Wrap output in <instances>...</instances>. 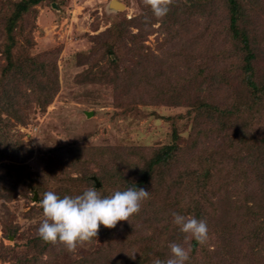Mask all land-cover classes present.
<instances>
[{
    "label": "rangeland",
    "instance_id": "obj_1",
    "mask_svg": "<svg viewBox=\"0 0 264 264\" xmlns=\"http://www.w3.org/2000/svg\"><path fill=\"white\" fill-rule=\"evenodd\" d=\"M111 1L43 0L17 23L24 38L9 74L0 55V264H135L168 258L169 243L191 246L185 264H264V115L220 125L192 107L195 97L225 106L231 96L205 82L222 66L210 52L227 43L223 5L170 0L157 18L146 0ZM248 20L264 67V13ZM11 91L24 98L20 117L3 104ZM173 132V158L153 165ZM123 185L149 191L128 220L99 226L73 251L37 234L45 191L93 186L103 197ZM172 212L205 219L208 240L194 248ZM225 249L233 260L220 259Z\"/></svg>",
    "mask_w": 264,
    "mask_h": 264
},
{
    "label": "trees",
    "instance_id": "obj_2",
    "mask_svg": "<svg viewBox=\"0 0 264 264\" xmlns=\"http://www.w3.org/2000/svg\"><path fill=\"white\" fill-rule=\"evenodd\" d=\"M42 1L43 0H0V55L2 58H5L7 62L6 66L2 67V73L6 71V73L9 74L11 69L14 68L15 64L12 61L13 49L15 46H19V37L22 36L24 38L23 32L21 33L16 29L17 23L32 14L36 5ZM195 1L207 2V6H212L214 1H220L225 9L223 31L227 43L225 46L221 45L220 50H215V53L210 52V57L216 56V62H221L222 66L219 67V71L212 70V74L208 76V80L205 78V82L208 81L209 83V91L214 90L216 85L230 88L231 96L228 98L229 102L226 103L225 106L216 104L217 102H210L211 99L207 97H195L192 99V107L196 112H200L199 116H204L202 118H209V120L220 125H225V119L235 118V120L239 121V118L241 119V117L246 115L251 117L248 119L250 123L253 122V120L254 123H256V119L264 115V67L259 63L260 51L259 48H257V36L255 32L251 30V21L248 19L256 18L260 11L264 13V7L261 9L260 0H258L256 4L252 3V0L245 1L244 4L243 0ZM211 14L213 13L210 12V15ZM26 37L27 42H30L32 37L29 33L27 34V32ZM21 68L22 67H20V69ZM29 74L28 72V76H32L31 78L34 77ZM24 79L26 80L27 77ZM51 94L49 96H51ZM241 96L245 97L244 99L247 100L246 103L241 101ZM3 97L5 99L3 104L12 108V113L14 112L13 116L20 117L18 115V112H21V103L19 100H23L24 98L20 95H15L14 100L12 91L7 93L6 96L4 94ZM11 98L12 102L10 101ZM177 139V133L173 132L172 140L174 143L167 144L157 150L153 156V165L169 162L173 158L178 148V145L175 143ZM125 169L126 166H121V171ZM106 175L107 174H104L102 178L106 177ZM261 176L264 177V173H261ZM23 179L24 177L20 174L12 175V182L14 184L20 183ZM96 181L99 182L97 178ZM143 182L144 180L142 183ZM99 185H101L100 182ZM129 185H123L120 189L124 190L126 187H129ZM39 190L40 189H38V192H41ZM198 244V242L193 240L192 245L194 248H197ZM195 251V249L192 250V257H195ZM224 251L225 252H219L220 259L224 260L222 257H225L226 260H224V262L233 260V258H231L233 254H230L227 249ZM214 256H216V254ZM160 259L166 260L167 258L161 256ZM152 260L153 259H150L148 256H145L142 261L140 260L142 263L138 261V263L135 264H149L148 261L152 262ZM205 260L207 262L199 261V264H218L213 257H208ZM221 262L222 261H220V263Z\"/></svg>",
    "mask_w": 264,
    "mask_h": 264
},
{
    "label": "clouds",
    "instance_id": "obj_3",
    "mask_svg": "<svg viewBox=\"0 0 264 264\" xmlns=\"http://www.w3.org/2000/svg\"><path fill=\"white\" fill-rule=\"evenodd\" d=\"M153 15L163 17L168 12L170 0H146ZM149 191L143 187H126L101 196L91 186L81 194L60 197L54 191H45L40 200L44 219L37 228V234L45 242H61L68 251H73L79 243L96 237L99 226H115L118 220L139 211L141 201L148 198ZM172 223L189 237L204 244L208 240L206 220L194 216L172 212ZM170 256L166 260L154 258L151 264H185L189 259L191 246L186 249L177 243H169ZM135 252V251H134ZM133 252V253H134ZM132 253V256H133Z\"/></svg>",
    "mask_w": 264,
    "mask_h": 264
},
{
    "label": "water",
    "instance_id": "obj_4",
    "mask_svg": "<svg viewBox=\"0 0 264 264\" xmlns=\"http://www.w3.org/2000/svg\"><path fill=\"white\" fill-rule=\"evenodd\" d=\"M111 4H112V6L113 7H115V8H122V5L119 3V2H117V1H115V0H112L111 1ZM92 179L96 182V187H99L100 185H99V182H97L96 181V179L94 178V177H92Z\"/></svg>",
    "mask_w": 264,
    "mask_h": 264
}]
</instances>
